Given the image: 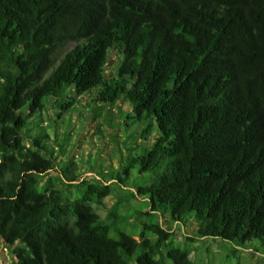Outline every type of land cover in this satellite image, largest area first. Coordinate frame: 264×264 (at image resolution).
Wrapping results in <instances>:
<instances>
[{"label": "trees", "instance_id": "trees-1", "mask_svg": "<svg viewBox=\"0 0 264 264\" xmlns=\"http://www.w3.org/2000/svg\"><path fill=\"white\" fill-rule=\"evenodd\" d=\"M87 94L89 114L122 101L143 137L159 133L122 169L146 178L138 238L96 211L111 184L59 168L62 146L33 125L51 107L58 127ZM162 212L195 221L191 242L264 249V0H0V237L15 264H204L143 218Z\"/></svg>", "mask_w": 264, "mask_h": 264}, {"label": "rangeland", "instance_id": "rangeland-1", "mask_svg": "<svg viewBox=\"0 0 264 264\" xmlns=\"http://www.w3.org/2000/svg\"><path fill=\"white\" fill-rule=\"evenodd\" d=\"M71 47L72 45H68L64 52ZM61 53L62 51L60 55ZM120 60V53L110 52L106 69L108 77L115 76L116 66ZM91 96L87 94L78 99V108L74 110L73 114L68 112L70 114L67 113L66 118L60 120L58 127L55 125L56 111L51 107L32 122L37 129L39 126L46 130L49 135L46 146L50 151L51 147H54V152L58 155L62 146L65 153L58 159L59 168H62L70 160L81 168L80 172H84L80 181L84 178L94 181L96 176H99L111 184L114 197L105 201L103 207H94L102 218L117 212L121 218L114 223L116 231L120 229L138 238L141 232V221L137 213L148 211L149 206L144 197H137L131 192L135 193V188L143 184L146 178L139 176L136 169L131 171L129 177H124L122 169L129 165L132 158L140 155L145 147L152 145L159 133L154 128L149 136L143 137L142 133L148 122H140L131 117V108L122 101H119L118 106L106 108L97 117L95 114H89ZM70 115L72 117H69ZM54 126L57 127L56 131ZM62 135H64V141ZM51 142L54 145L50 144ZM57 142L61 143L57 144ZM118 176L124 179V186H120L117 181L112 180ZM168 216L162 212L153 214L150 218H143L161 224L169 233H173L171 241L175 246L191 248L193 250L192 257L196 262H204V264H264L263 248L260 250L255 248L253 250L238 249L234 252L232 244L228 243L200 240L197 243L191 242L188 237L193 238L195 221L190 219L185 225H180L171 223ZM148 236L156 239L153 234ZM0 264H15L11 246L6 245L1 237Z\"/></svg>", "mask_w": 264, "mask_h": 264}]
</instances>
